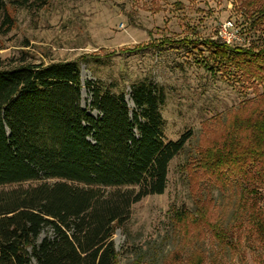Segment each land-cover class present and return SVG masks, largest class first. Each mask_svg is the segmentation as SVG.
<instances>
[{
  "label": "trees",
  "instance_id": "trees-1",
  "mask_svg": "<svg viewBox=\"0 0 264 264\" xmlns=\"http://www.w3.org/2000/svg\"><path fill=\"white\" fill-rule=\"evenodd\" d=\"M44 1L0 0L4 30L13 23L9 7ZM232 9L242 32L261 38L247 45L153 40L154 47L203 46L213 60L202 61L205 68L254 93L226 113L218 142L186 163L190 180L207 193L191 195L192 209L173 211L172 263L223 264L244 237L264 252V0H233ZM85 84L90 97L83 107L76 61L0 56V185H17L0 188V264H119L115 230L134 203L163 193L168 164L190 137L187 131L165 139V92L156 83L130 84L133 108L114 85ZM28 181L36 184L22 186ZM203 239L215 247L211 254Z\"/></svg>",
  "mask_w": 264,
  "mask_h": 264
},
{
  "label": "rangeland",
  "instance_id": "rangeland-1",
  "mask_svg": "<svg viewBox=\"0 0 264 264\" xmlns=\"http://www.w3.org/2000/svg\"><path fill=\"white\" fill-rule=\"evenodd\" d=\"M232 5L233 0H45L41 6L9 7L13 23L6 31L0 16L2 58L24 55L34 63L76 61L83 107L90 97L87 80L114 85L113 90L125 93L129 108H133L130 84L152 81L165 92L160 109L165 139L175 140L190 131L184 149L168 164L163 193L134 203L129 218L115 230L112 238L119 264H162L164 260L178 264L167 261L178 246L173 211L181 206L192 209L191 195L207 193L190 180L186 163L201 147L218 142L226 113L254 95L251 88L205 68L202 61L211 65L213 60L203 46L174 42L154 47L158 42L153 40L210 37L221 41L218 29L226 20L234 23L233 44L247 45L249 39L261 38L257 33H243L242 19ZM218 115L221 122L212 121ZM32 184L36 181L22 186ZM211 192L218 195L216 189ZM261 204L264 210V190ZM203 240L211 254L215 247ZM222 260L223 264H264V252L244 237L238 250L226 252Z\"/></svg>",
  "mask_w": 264,
  "mask_h": 264
},
{
  "label": "built area",
  "instance_id": "built-area-1",
  "mask_svg": "<svg viewBox=\"0 0 264 264\" xmlns=\"http://www.w3.org/2000/svg\"><path fill=\"white\" fill-rule=\"evenodd\" d=\"M233 27L234 23L230 20L224 21L221 26H219L218 36L225 43L233 44V41L235 39L234 33L231 32Z\"/></svg>",
  "mask_w": 264,
  "mask_h": 264
}]
</instances>
